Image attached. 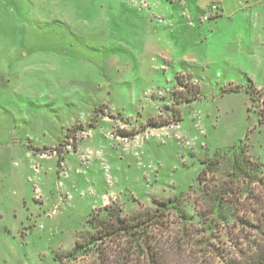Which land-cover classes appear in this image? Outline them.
Here are the masks:
<instances>
[{"label":"rangeland","instance_id":"rangeland-1","mask_svg":"<svg viewBox=\"0 0 264 264\" xmlns=\"http://www.w3.org/2000/svg\"><path fill=\"white\" fill-rule=\"evenodd\" d=\"M262 177L264 0H0V264H122L125 238L103 262L66 255L105 207L170 199L163 259L231 256L254 241L241 226L264 214Z\"/></svg>","mask_w":264,"mask_h":264},{"label":"trees","instance_id":"trees-1","mask_svg":"<svg viewBox=\"0 0 264 264\" xmlns=\"http://www.w3.org/2000/svg\"><path fill=\"white\" fill-rule=\"evenodd\" d=\"M240 90V86H232L229 89V91L231 92H238ZM253 91L256 90L253 89ZM186 93L188 94L189 91L187 90ZM250 97L254 98V92H251ZM193 99L196 98L185 97L186 101H191ZM101 110V107H96L94 109V113ZM174 115L178 116V111H175ZM97 119L98 116L93 115L91 124L89 126H92L93 122H97ZM153 126L158 127L160 126V124L158 125L154 123ZM76 128L77 126H74L73 128H71V130H76ZM128 136L134 135L130 134ZM244 161L249 166H260L259 168H262V165L252 162L249 158H245ZM202 162L205 165L217 164V160L215 159H205ZM236 171L243 173L238 164H235L233 172L231 171V174L236 175ZM202 175H205L203 170L202 173L198 175V181L200 183L202 182ZM258 183L261 187L264 188V177L260 178L258 180ZM231 193L232 190L229 186L221 196L214 199V206L216 210H221L223 203H225V201L223 200V196ZM252 194L253 193L251 192L247 195V202H249L252 198ZM254 200H256L255 197ZM228 203L230 205H228V209H232L231 215H229V219L233 221V225L235 224L237 226L242 222V220L238 218V215H233V206L236 208V204L232 201H229ZM176 204L177 200L173 199H170L168 201L155 202V209L153 211L134 214L128 219H126L125 217H121L118 211L105 207L104 210L106 211V216L100 219V216L96 214L88 219L87 224L92 232L90 234H87L86 238H79L75 242V247L72 249V251L67 253L66 258L74 260L86 255L91 249H93L97 253V258L102 261V253H100L99 247L102 246V244H106L108 241H120L121 239L125 238L128 244V248L125 249V256L121 259L122 264H126V260L132 253L133 255L137 254V256L141 258L145 264H264V214H261V216L257 218L254 217L255 219L253 218V220H250V222L242 223V228H246L245 226H248L247 228L252 230L253 235H251V237L254 238L252 244L248 245L245 251L233 252L232 255L229 256L228 254L226 255L220 254L218 252L216 253L211 249V251H208L215 254L217 260L202 259L192 263L188 261L185 263H170L167 261V258L163 259V256L165 255V246L160 244L157 245L156 239L152 235L155 231L160 229L167 211H169L170 208H177ZM202 245L205 249H208L205 247L206 244L202 243Z\"/></svg>","mask_w":264,"mask_h":264},{"label":"crops","instance_id":"crops-1","mask_svg":"<svg viewBox=\"0 0 264 264\" xmlns=\"http://www.w3.org/2000/svg\"><path fill=\"white\" fill-rule=\"evenodd\" d=\"M210 1L211 2L214 1V3L219 4L220 9H223V10L229 5V2L230 3H235L236 2V0H234V1H232V0H210ZM237 2H238V0H237Z\"/></svg>","mask_w":264,"mask_h":264},{"label":"built area","instance_id":"built-area-1","mask_svg":"<svg viewBox=\"0 0 264 264\" xmlns=\"http://www.w3.org/2000/svg\"><path fill=\"white\" fill-rule=\"evenodd\" d=\"M216 9H217V7H214V6L212 7V10H216Z\"/></svg>","mask_w":264,"mask_h":264}]
</instances>
